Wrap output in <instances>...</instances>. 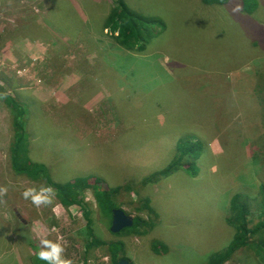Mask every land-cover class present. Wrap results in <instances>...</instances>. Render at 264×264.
Wrapping results in <instances>:
<instances>
[{"label": "rangeland", "instance_id": "1", "mask_svg": "<svg viewBox=\"0 0 264 264\" xmlns=\"http://www.w3.org/2000/svg\"><path fill=\"white\" fill-rule=\"evenodd\" d=\"M123 1L165 24L142 53L123 50L102 31L115 0H0V95L28 107L29 158L55 171V182L81 175L119 188L120 209L154 225L111 235L86 189L88 224L102 242H122L120 256L130 264L211 263L233 236L225 223L230 197L259 199L264 186V84L247 89L241 81L253 73L240 77L242 69L264 74V0L250 14L253 28L234 14L246 13L242 0ZM250 55L254 63L242 64ZM11 133L0 100V187L8 189L0 196V264H30L42 238L61 243L73 264H111L105 245L85 252L80 209L74 215L62 207L57 215L56 197L39 207L22 198L25 188L45 184L12 172ZM188 134L202 145L194 170L151 180ZM20 223L28 236L18 237ZM159 241L166 252H154ZM223 264L260 263L243 249Z\"/></svg>", "mask_w": 264, "mask_h": 264}, {"label": "trees", "instance_id": "2", "mask_svg": "<svg viewBox=\"0 0 264 264\" xmlns=\"http://www.w3.org/2000/svg\"><path fill=\"white\" fill-rule=\"evenodd\" d=\"M115 4L109 9L106 18H102V31H106L113 38L114 42L123 50L142 53L145 51L148 43L157 34L164 30L165 24L162 20L153 16H146L143 13L135 12L128 8L123 0H115ZM257 1L258 0H242L240 9L250 15L257 13ZM204 5H218L224 6L231 2V0H201ZM158 29L161 31L156 32ZM257 44V43H255ZM261 50V49H260ZM254 76L256 77L254 80ZM253 80L242 81V85L249 88H257L264 84V74L262 71L253 69ZM254 86V87H253ZM261 92L262 90H258ZM0 100L3 101L11 115V141L9 145V162L12 172L16 175L23 176L31 181L43 182L46 186H51L56 192V199L64 208H70L76 206L82 212L83 218L76 219V223L80 224L85 220L84 232L86 234L85 252L90 251L93 247L105 245L107 247V257L111 264H117L123 257L120 256L124 250L122 242H110L105 244L99 239L90 225L88 220L91 215V208L85 200H83V191L90 189L92 196L96 203L99 219L107 226L111 235H119L125 232L136 231L141 225H145L148 229L153 230L154 225L150 221L140 219L134 220L132 228L124 229L119 233H112L110 231L112 222V212L115 209H119L118 194L119 188H111L102 186L97 182V179L93 184L89 183V176L78 175L72 180L67 182L58 183L53 180L55 171L50 169L46 164L41 162H33L29 158L30 153V127L32 126L29 118V109L19 101L9 95H0ZM195 135H181L175 145L174 156L171 162L163 168L161 171L152 173L149 177L154 180L158 177L167 176L180 167L185 172L191 173L195 166V160L200 154L202 147L201 143L197 140H193ZM192 141V143H191ZM190 158V160L187 159ZM148 181V178L142 180V185ZM264 186L261 185V189ZM126 190L130 191V185L126 186ZM259 189V199H249L248 197L236 193L230 197L228 204L227 216L225 217V223L232 228L233 236L223 249L215 251V253L209 256L211 263L207 264H223L227 260L231 259L233 254L237 251L246 249L247 251H253L257 256L258 262L264 264V188ZM251 201L255 204L252 205ZM151 213L154 210L149 205L145 204ZM258 214H254V213ZM256 218V222L253 223L251 218ZM14 216H18L15 214ZM20 230L23 232L18 234V237L28 236L29 231L23 223L19 224ZM30 246L31 242L26 241ZM159 246L154 248V252H158L160 249L166 252V247L159 241ZM36 251L29 259L30 264H44L36 258ZM125 259V258H123ZM127 260V259H126ZM214 260V261H213ZM130 263V262H129Z\"/></svg>", "mask_w": 264, "mask_h": 264}, {"label": "clouds", "instance_id": "3", "mask_svg": "<svg viewBox=\"0 0 264 264\" xmlns=\"http://www.w3.org/2000/svg\"><path fill=\"white\" fill-rule=\"evenodd\" d=\"M8 189L6 187H0V196L6 194ZM21 196L25 200H29L34 206L52 205L56 196L55 190L51 186L40 185L39 187H27L21 192ZM62 206L59 204L54 205L52 211L57 215L62 211ZM74 215L79 214V210L76 206L69 208ZM65 252L64 247L59 242L42 238L37 246L36 258L43 261L44 264H73V261L65 258L63 255ZM107 261L108 257H104Z\"/></svg>", "mask_w": 264, "mask_h": 264}, {"label": "crops", "instance_id": "4", "mask_svg": "<svg viewBox=\"0 0 264 264\" xmlns=\"http://www.w3.org/2000/svg\"><path fill=\"white\" fill-rule=\"evenodd\" d=\"M229 4V3H228ZM237 8H238V5H237ZM235 15H238V19H239V21H240V23L241 24H245V25H248V26H250V27H252L253 28V18H251L250 17V15H248V14H244V15H242L241 13H237L236 11H235V13H234ZM249 35H250V37H251V40H252V42L253 43H257L258 42V32H249ZM27 50V49H26ZM26 54H27V52H26ZM257 55V54H256ZM255 57V55L254 56H252L251 57V55L249 56V57H246L245 58V60L242 62V64L244 63V62H249V61H252L253 62V58ZM254 63V62H253ZM217 64H220V61H215L212 65H217ZM241 64V65H242ZM240 65V66H241ZM241 68V67H240ZM252 73H253V70H241V72H240V77H243V75H246V76H244V77H248V76H250V75H252ZM244 81H246V80H244ZM241 85H242V81H241ZM35 252H33L32 253V255L31 256H29L27 259L29 260L30 259V257H32L33 256V254H34ZM3 260V259H2ZM3 264V263H2Z\"/></svg>", "mask_w": 264, "mask_h": 264}, {"label": "water", "instance_id": "5", "mask_svg": "<svg viewBox=\"0 0 264 264\" xmlns=\"http://www.w3.org/2000/svg\"><path fill=\"white\" fill-rule=\"evenodd\" d=\"M112 223L110 227V231L113 233L119 232L124 228H129L133 224V218L127 216L122 210L116 209L112 212ZM117 264H130L128 260L121 259Z\"/></svg>", "mask_w": 264, "mask_h": 264}, {"label": "bare ground", "instance_id": "6", "mask_svg": "<svg viewBox=\"0 0 264 264\" xmlns=\"http://www.w3.org/2000/svg\"><path fill=\"white\" fill-rule=\"evenodd\" d=\"M120 209V208H119ZM116 210V209H115ZM120 210H122V209H120ZM123 211V210H122ZM124 212V211H123ZM125 213V212H124ZM126 214V213H125ZM127 215V214H126ZM128 216V215H127ZM131 217V216H130ZM133 218V217H132ZM112 223V222H111ZM133 225H134V218H133V224H132V226H130L129 228H132L133 227ZM129 228H124V229H129ZM124 229H122V230H124ZM122 230H120L119 232H121ZM119 232H116V233H119ZM113 233V232H112Z\"/></svg>", "mask_w": 264, "mask_h": 264}]
</instances>
